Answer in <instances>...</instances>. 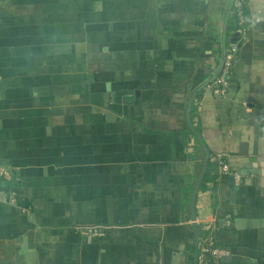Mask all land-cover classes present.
<instances>
[{
    "label": "crops",
    "instance_id": "0c3cea01",
    "mask_svg": "<svg viewBox=\"0 0 264 264\" xmlns=\"http://www.w3.org/2000/svg\"><path fill=\"white\" fill-rule=\"evenodd\" d=\"M232 6L0 0V264H195L207 226L205 264H264V0L219 95Z\"/></svg>",
    "mask_w": 264,
    "mask_h": 264
},
{
    "label": "built area",
    "instance_id": "2783aa9c",
    "mask_svg": "<svg viewBox=\"0 0 264 264\" xmlns=\"http://www.w3.org/2000/svg\"><path fill=\"white\" fill-rule=\"evenodd\" d=\"M249 0H234L233 1V12L236 18L237 28V41L225 49L224 57L222 60V67L220 68L219 74L216 76L213 85L219 95H226L230 81L233 75L234 63L239 52L240 42L242 43L248 35V27L246 23V7ZM218 167L220 174L230 175L235 184L238 185L241 180L240 174L231 170L229 164L222 159H218ZM9 167L0 166V200H11L13 195L5 189L3 179L9 176ZM207 233L204 240L206 245L202 248L200 255L198 256L197 264H205L208 257H213L216 260L226 258L230 254V250L219 244L214 235L215 227L207 226Z\"/></svg>",
    "mask_w": 264,
    "mask_h": 264
},
{
    "label": "water",
    "instance_id": "95a60500",
    "mask_svg": "<svg viewBox=\"0 0 264 264\" xmlns=\"http://www.w3.org/2000/svg\"><path fill=\"white\" fill-rule=\"evenodd\" d=\"M232 1V3H233V1L234 0H231ZM222 67V64L220 65V68ZM9 172H11V170L9 169ZM195 198H196V192H195V194H194V196H193V200H192V203H191V205H192V210H193V218H192V221H193V224H194V226H196L197 225V216H196V213H195ZM196 236H197V242H196V244L198 243V240H199V231H198V229H197V232H196ZM196 257H195V264H197V253H196V255H195Z\"/></svg>",
    "mask_w": 264,
    "mask_h": 264
},
{
    "label": "trees",
    "instance_id": "16d2710c",
    "mask_svg": "<svg viewBox=\"0 0 264 264\" xmlns=\"http://www.w3.org/2000/svg\"><path fill=\"white\" fill-rule=\"evenodd\" d=\"M234 17H235V15H234ZM235 29H236V27H235Z\"/></svg>",
    "mask_w": 264,
    "mask_h": 264
}]
</instances>
